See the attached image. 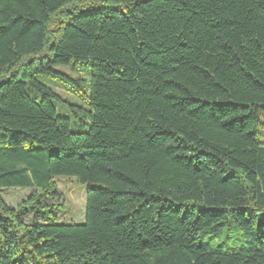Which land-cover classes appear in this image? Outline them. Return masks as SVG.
I'll return each instance as SVG.
<instances>
[{"label": "trees", "instance_id": "trees-1", "mask_svg": "<svg viewBox=\"0 0 264 264\" xmlns=\"http://www.w3.org/2000/svg\"><path fill=\"white\" fill-rule=\"evenodd\" d=\"M263 111L264 0H0V264H264Z\"/></svg>", "mask_w": 264, "mask_h": 264}, {"label": "rangeland", "instance_id": "rangeland-1", "mask_svg": "<svg viewBox=\"0 0 264 264\" xmlns=\"http://www.w3.org/2000/svg\"><path fill=\"white\" fill-rule=\"evenodd\" d=\"M87 63L84 61H73L70 66H56L53 69L59 73H64L70 75L72 77L80 78V79H88ZM37 80H40L44 84H49L51 88H53L56 93L64 100L77 104L82 107H85V102L82 91L87 92L86 86H82L79 92V96L67 91L66 89L53 85V80L48 78H40L37 77ZM51 81V83H47ZM58 114L61 116L63 112L61 111V106H57ZM64 109V108H62ZM259 117L261 121V126L258 128L256 132L257 140L264 145V111L259 112ZM77 125V126H76ZM73 125V131H85V129H78L80 127V123H76ZM51 152H56V147H50ZM54 182L57 187V192L60 195L61 204L56 206L53 210V216L56 218L58 224H76L81 225L84 223L85 219V193L88 188L86 185L79 184L72 177H56L54 178ZM31 189H22V188H8L2 189L0 194L4 201L11 207H16L22 201H24L29 195L32 194ZM44 216L41 215L40 217ZM49 216V215H48ZM51 217V216H50ZM37 217L29 216L25 219V222L28 224H32L33 220ZM42 221H47L42 219Z\"/></svg>", "mask_w": 264, "mask_h": 264}]
</instances>
